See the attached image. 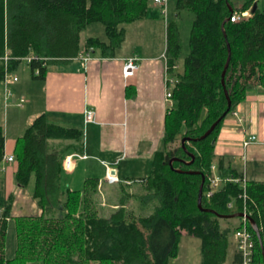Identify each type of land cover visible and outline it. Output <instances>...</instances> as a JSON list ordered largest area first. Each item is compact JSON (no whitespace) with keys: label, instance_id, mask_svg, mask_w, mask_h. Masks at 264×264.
<instances>
[{"label":"trees","instance_id":"obj_1","mask_svg":"<svg viewBox=\"0 0 264 264\" xmlns=\"http://www.w3.org/2000/svg\"><path fill=\"white\" fill-rule=\"evenodd\" d=\"M257 1L239 0L235 7L231 0H177L179 10L193 14L189 54L183 70L175 72L181 40L178 25L168 22L167 64L176 82L165 116L162 146L154 155L151 174L141 180L158 201L151 214L134 218L123 206L107 217L99 214L95 202L99 179H86L81 190L63 183V159L68 153L82 151L83 131L52 123L45 113L33 120L16 141L14 180L25 189L34 178L32 198L40 213L15 218L16 255L8 259L5 244L14 197H6L0 183V264H168L177 256L182 232L201 240V264H225L229 238L241 229L242 218L221 216L244 211L256 222L264 246V181L246 179L225 158L216 160L214 153L226 116L255 87L264 89V10L256 8L240 22L230 20L236 12L252 10ZM149 3L0 0V59L7 54L17 59L37 56L40 59L29 64L31 74L44 80L50 64L67 63L83 50L114 57L125 41L123 25L144 19ZM92 23L104 26L106 38L88 37L82 47L81 35ZM228 45L230 62L223 77ZM19 63L11 60V70ZM225 92L232 103L230 111L209 136L199 139L227 110ZM179 138L180 145L172 148ZM51 139L77 144L51 147ZM4 152L5 135L0 126V171ZM213 164L223 181L207 197ZM203 176L202 206L210 210L207 212L199 210L197 204ZM232 219L238 224H232ZM247 226L255 242L253 264H263L257 235L249 222ZM241 261L237 250L232 264Z\"/></svg>","mask_w":264,"mask_h":264},{"label":"crops","instance_id":"obj_2","mask_svg":"<svg viewBox=\"0 0 264 264\" xmlns=\"http://www.w3.org/2000/svg\"><path fill=\"white\" fill-rule=\"evenodd\" d=\"M154 6L161 14V8ZM145 19L146 17L138 22H145ZM167 23L165 21L163 24L164 42L155 46L153 51H147L145 45L137 50H124L127 41L125 36L124 43L114 57H103L96 51L91 52L90 58L85 60L87 51L84 50L77 58L58 64L56 69L49 70L48 66L45 79L40 82L32 79V82L27 80L20 83L21 78L17 73L21 64L19 63L18 67L13 69L18 81L7 85L10 90L9 96L2 79L0 80V126L5 135L4 156H16L17 139L24 134L37 116L45 113L52 123L83 131L80 153L86 154L88 158L81 161L89 157L95 161L94 164L85 163L86 168L94 169L99 165L97 163L101 162L102 172L106 169L105 166L109 165L116 169L118 183L132 184L134 178L131 176L136 175H133L131 166L127 167L125 163L145 158L153 161L155 153L162 146L165 116L172 103L166 99L167 59L162 57L167 48ZM134 56L138 58L139 69L134 76L125 79L124 62ZM0 64L3 66L2 60ZM174 71L178 72L179 69L175 68ZM169 77L174 78L171 73ZM21 98H24L25 102L18 106L17 102ZM90 109L94 111L95 119L86 123L85 112ZM252 136L256 139L245 147L244 142ZM63 141L64 145L60 144V139H51L49 144L51 147L77 144L76 141ZM214 153L216 160L225 158L233 168L243 172L246 179L264 181L263 88L255 87L247 94L246 99L226 116L218 134ZM80 164L75 162L71 174L76 172ZM16 167V160L1 163V187L6 197L10 195L14 197L11 217L36 216L39 213L36 201L28 191L18 187L14 180ZM83 174L88 175L86 171ZM100 176H103L99 180V188L102 189L106 174L100 172ZM83 178L79 181L73 179L75 187L69 183L67 187L81 190L85 180L91 177ZM97 196L96 202L101 203V198L98 194ZM113 197L114 204L109 206L107 204L110 207L106 214L108 216L113 213L111 210L113 207L121 205L126 208L124 202H115L121 197L117 190Z\"/></svg>","mask_w":264,"mask_h":264},{"label":"rangeland","instance_id":"obj_3","mask_svg":"<svg viewBox=\"0 0 264 264\" xmlns=\"http://www.w3.org/2000/svg\"><path fill=\"white\" fill-rule=\"evenodd\" d=\"M233 5L237 7L239 5V0H231ZM256 6L259 10H264V0H259L256 3ZM156 12V14H154ZM192 19L193 14L191 11L187 9L179 10L177 8V0H171L168 5L167 10V17L165 18L164 15L156 10L153 1L150 0L148 14L146 16V21L142 22H134L130 24H124V28L126 31V49H140V46H146L148 48L147 51H153L155 46L158 44H162L165 39L164 35V27L163 24L165 21L167 22H175L178 25L180 40H181V53L180 57L178 58L177 68L179 69L178 72L183 70V63L185 57L189 54V36L190 30L192 26ZM151 24V26L149 25ZM147 25V26H146ZM146 26V27H144ZM95 36L102 40L106 38L104 26L101 23H92L90 24L82 33L81 35V46L84 47V43L88 37ZM140 44V45H139ZM151 46V48H150ZM84 51V50H83ZM140 51V50H138ZM49 70L56 69L58 63H53L49 65ZM19 77L21 78L20 83H24L25 81L32 82L31 70L29 65L26 61H22L20 67L17 71ZM39 82L41 79H35ZM65 141L60 140V144L64 145ZM180 145V138L176 143L171 145L172 148ZM88 158V157H87ZM76 159V162L80 164L79 168L76 170L74 174L72 172H62V176L64 178L63 183L65 186H68V183L75 187L72 180L75 179L79 181L80 179H84L83 177H91V178H99L102 179L103 176H100L101 173L106 174V169L102 172L100 170L101 162H98V166L93 168H86L88 164H94V160L89 157L87 160ZM142 162V163H139ZM126 166L130 167L133 171V182L132 184L128 185L124 182L118 183L115 185H109L106 181L103 183L102 189L98 187L97 194L101 198V203L96 202L98 198L97 194L95 195V202L96 208L102 216H108V212L110 211V204L113 205L114 197L113 193L117 190L121 197L119 200H115L116 203L124 202L126 204L123 206L131 216L134 218L140 216H146L151 214L154 211L155 206L158 204L157 198L152 195L153 193L145 189V182L139 181L138 178L148 177L151 174L152 170V160L141 159L135 162L126 161ZM105 165V164H104ZM106 167V166H105ZM86 169V170H85ZM84 171L88 173V175L83 174ZM104 175V174H103ZM136 177V178H135ZM35 180L32 178L25 191H28L31 196L33 194ZM101 187V186H100ZM123 188V189H122ZM133 192V193H132ZM97 196V197H96ZM108 204V206H107ZM121 206V205H120ZM118 206L117 208H119ZM117 208H111V210L115 211ZM39 209V208H38ZM40 213V209L38 211ZM38 213V214H39ZM110 215V214H109ZM232 224H238L237 219L230 220ZM223 227L226 226V223L222 222ZM236 238L235 235H231L229 238V247L227 252V260L225 264H231V260L236 250ZM201 240L197 237L190 236L186 232H182L180 237V242L178 245V253L175 258H170L168 264H201L202 258V250H201ZM16 247H17V237H16V226H15V218L9 219L8 228H7V236H6V244H5V255L8 259L13 258L16 255ZM27 264H42L40 261L37 262H28Z\"/></svg>","mask_w":264,"mask_h":264},{"label":"built area","instance_id":"obj_4","mask_svg":"<svg viewBox=\"0 0 264 264\" xmlns=\"http://www.w3.org/2000/svg\"><path fill=\"white\" fill-rule=\"evenodd\" d=\"M152 1H153L154 5L161 8V13L166 18L168 5H169L171 0H152ZM251 15H252V13H251L250 9L246 10V11H242V12H236L230 17V20L232 22H240L242 20L248 19ZM162 57L167 59L166 52L162 55ZM89 58H90V52H87L85 60H88ZM34 59H40V58H38L37 56H34V55H30V56H27L24 58H18L17 59V58H12L7 54L6 56H4L3 58L0 59L3 61V78H2V81L5 85L6 93L8 94V96L10 94V90L8 89L7 85L11 82H17L18 81V76L13 73V70H11L10 61L11 60H13V61L19 60L20 63L22 61H26L28 64H30V62ZM137 61H138V58L136 56L127 58L125 60L124 65H123V77L125 79L134 76L135 73L138 71L139 64L137 63ZM175 68H177V66H175L174 69ZM167 73H168L167 74L168 76L166 78V83H167L168 88L166 91V99L171 100L172 89H173V86L175 85L176 79L169 77L170 73H169L168 64H167ZM35 74L38 75L39 71L36 70ZM24 102H25V99L21 98L18 100L17 105L22 106ZM94 119H95L94 111L91 109L87 110L85 112L86 123L92 122V121H94ZM255 139H256V137L252 136L251 139L246 140L244 142V146L247 147ZM87 157L88 156L84 153L73 152V153L65 156V158L63 159V163H62L63 169L66 172H72L74 170V167H75L76 159H86ZM14 160H16L15 155H8V156L3 157V161H6V162H12ZM211 171H212V174L209 178V189L206 192L207 197H210L212 195V193L218 188L220 183L223 181L222 178L216 173V166L214 164L211 166ZM226 180H230V179H226ZM105 181L110 183V184H114V183L119 182V178L117 176L116 169L109 166V165H106ZM244 213L246 214L245 211H244ZM247 223H248V219L246 217H243L242 218V227H241V229H239L235 233L237 250L240 252L241 257H242V261L240 264H253L255 242H254L252 233L248 229Z\"/></svg>","mask_w":264,"mask_h":264},{"label":"water","instance_id":"obj_5","mask_svg":"<svg viewBox=\"0 0 264 264\" xmlns=\"http://www.w3.org/2000/svg\"><path fill=\"white\" fill-rule=\"evenodd\" d=\"M228 7H229V9L232 11L233 9H232V7L230 6V4H228ZM257 8V6H256V4L253 6V9L251 10V13H252V11H254L255 9ZM228 48H229V55H228V58H227V62H226V64H225V67H224V71H223V77H224V75H225V72H226V70H227V68H228V65H229V62H230V46L228 45ZM223 85H224V81H223ZM226 93V97H227V100H228V107H227V110L223 113V115L218 119V120H216L212 125H211V127L199 138V139H205L207 136H209L211 133H212V131L215 129V127L218 125V123L222 120V118L223 117H225L226 115H227V113L230 111V109H231V105H232V103H231V100H230V98H229V96H228V93L227 92H225ZM195 140H197V139H195ZM185 141H186V138H183L182 139V146H183V148H184V143H185ZM191 156H192V160H191V162H193L194 161V156L191 154ZM175 159H172L169 163H170V165L172 166V162L174 161ZM189 164V163H188ZM176 171H178V172H182V171H180V170H178V169H176ZM187 173H190V174H192V173H196V172H187ZM204 182H205V178H204V176L202 177V182H201V185H200V190H199V195H198V202H197V204H198V208H199V210H201V211H204V212H207V211H210V210H208V209H205V208H203V206H202V198H203V185H204ZM236 217H241V218H243V217H246L247 219H248V222H249V224H250V226H251V228L253 229V231L256 233V235H257V238H258V241H259V244H260V247H261V249H262V254H263V257H264V246H263V242H262V239H261V235H260V231H259V229H258V226H257V224H256V222L249 216V215H247V214H245L244 212H240V213H238V212H236V213H233V214H231V215H228V216H221V218H236ZM264 264V263H263Z\"/></svg>","mask_w":264,"mask_h":264}]
</instances>
